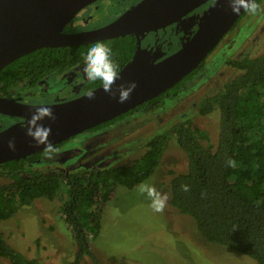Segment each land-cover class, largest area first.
Returning <instances> with one entry per match:
<instances>
[{
  "label": "trees",
  "instance_id": "trees-1",
  "mask_svg": "<svg viewBox=\"0 0 264 264\" xmlns=\"http://www.w3.org/2000/svg\"><path fill=\"white\" fill-rule=\"evenodd\" d=\"M263 1L256 0V3ZM103 43L112 49V54L119 56L122 64L129 61L135 50L132 37L116 39L110 45ZM89 45L39 49L1 70L0 81L14 83L25 74L36 72L41 77L77 66L83 63V54ZM205 61L166 93L178 92L185 81L203 69ZM228 64L242 74L222 90L204 97L198 106L202 116L219 111L217 146L207 131L186 121L154 136L146 144L143 157L128 166L81 169L66 177L35 168L32 164L40 159L39 153L7 162L0 165V180L5 181L0 186V223L12 219L21 207L38 199L54 200L65 188L67 198L62 210L66 223L81 252H87L86 235H98L106 205L114 200L118 186L132 190L148 180L155 173L166 145L175 138L187 154L188 169L170 180V208L191 221L205 242L264 264V52L253 58L231 60ZM92 84L93 89L102 85L99 81ZM161 97L163 94L148 102L153 105L147 108V113L161 109ZM109 125L111 122L91 130ZM0 259L11 264H35L10 246L1 233Z\"/></svg>",
  "mask_w": 264,
  "mask_h": 264
},
{
  "label": "rangeland",
  "instance_id": "rangeland-1",
  "mask_svg": "<svg viewBox=\"0 0 264 264\" xmlns=\"http://www.w3.org/2000/svg\"><path fill=\"white\" fill-rule=\"evenodd\" d=\"M260 5L264 7V1ZM108 6V3H97L92 8L97 10V14L105 11L104 16H108L111 14V11H106ZM210 9L207 6L198 9L174 25L170 29V42L180 36V42H188ZM263 52L264 14L253 16L248 13L208 56L204 70L184 91L186 95L181 105L168 108L172 102L167 100L159 113L132 114L126 120L94 132H85L66 142L62 147L66 158L72 157L75 149L81 152L70 161L71 171L128 166L143 157L147 151L146 144L154 136L186 121L207 131L211 142L217 146L219 111L202 116L193 104L217 93L227 82L242 74L230 67L229 61L257 57ZM67 85L63 81V86ZM84 94L85 91H59L51 96L56 102H65ZM8 123L0 115V132ZM187 169V154L172 138L155 173L144 182L167 195L164 210L154 212L150 199L139 192V187L131 190L118 186L114 200L106 205L98 235H86L87 252H81L82 248L66 223L62 210L63 201L67 198L65 188L54 200L38 199L21 207L12 219L0 223V233L10 246L35 264H256L248 257L205 242L191 221L178 216L170 208V180L173 175L185 173ZM4 183L0 180V186ZM0 264L11 263L0 259Z\"/></svg>",
  "mask_w": 264,
  "mask_h": 264
},
{
  "label": "water",
  "instance_id": "water-1",
  "mask_svg": "<svg viewBox=\"0 0 264 264\" xmlns=\"http://www.w3.org/2000/svg\"><path fill=\"white\" fill-rule=\"evenodd\" d=\"M98 0H0V71L19 58L43 48L83 46L128 35L138 38L134 59L121 71L111 93L103 85L76 99L50 105H26L0 98V114L23 118L0 132V165L27 159L44 151L27 135L28 120L39 107L53 110L55 119L42 123L51 128L56 146L110 122L161 96L199 68L246 13L234 14V0H141L113 22L75 34L64 28L88 5ZM214 1L210 12L192 38L179 50L156 59L143 58L141 42L203 5ZM136 84L129 99L119 102L121 85ZM15 143V149L9 143Z\"/></svg>",
  "mask_w": 264,
  "mask_h": 264
},
{
  "label": "flooded vegetation",
  "instance_id": "flooded-vegetation-1",
  "mask_svg": "<svg viewBox=\"0 0 264 264\" xmlns=\"http://www.w3.org/2000/svg\"><path fill=\"white\" fill-rule=\"evenodd\" d=\"M139 2H141V0H98V1L88 5L83 10H81L75 16V18L69 24H67L65 26L64 33L75 34V33H80L83 31H89L92 29L102 27L106 24L113 22L117 18H119L121 15H123L131 7L138 4ZM97 3H100V4L108 3L109 6L107 7L106 11L107 12L111 11V14L108 16H104L105 11L104 12L101 11L100 14L99 13L97 14V10L95 11L92 8ZM213 4H214V1H210L209 3L203 5L202 7L198 8V9H202L203 7H206V6H207V8L208 7L211 8ZM102 10H104V9H102ZM197 10H195V11H197ZM195 11H193V12H195ZM102 12H103V17H102ZM190 14L184 16L180 21H182L186 17L190 16ZM105 18H107V19H105ZM180 21H178L177 23L168 27L166 30H160L159 32L154 31V32L148 33V35L141 42V49H142L143 58L149 57L150 59H156V58L160 57V55H162V54L168 55V54L174 53L175 51L182 48V46H184L187 42L186 43L180 42L179 39L181 38V36L179 37V39H175L174 41L170 42V35H171L170 29L172 27H174V25H177ZM194 34L195 33H193V35ZM125 37H132L134 39L135 50L133 52L132 57L125 64L119 63V56L117 54H114V53L112 54L113 60L117 64L119 72H121L134 59L135 54L138 51V38L135 35H128ZM125 37H121V38H125ZM117 39H120V38H117ZM115 40L116 39L108 40V41H102V42H106L107 44L110 45ZM87 45H89V44H87ZM74 47H76V46H74ZM203 70L204 69H202L199 73H201ZM81 74L84 75L83 63H79L77 66L68 68L67 70L48 73V74H45L44 76H41V77L38 76L36 74V72H33L31 74H25L23 76H19L14 83H8V82H1L0 81V98H7V99L15 100L19 103H23L26 105H37V106L61 103L60 101L56 102V100H53L55 93H59V91H93L96 88H98V87H96L93 89V87H92L93 82L89 81L85 75L81 76ZM198 74H196L194 77L185 81L183 87L180 90H178V92H168V93L165 92L163 94V97H161V99L159 101L161 108L165 107V102H167V100H171V102H172V104L168 108H173L175 106L181 105L184 102L183 100L185 99L184 97L186 95L184 91H186L188 84H190L191 82H193L196 79V76ZM63 81L68 83L67 87L63 86ZM100 86H102V85H100ZM51 95H53V97ZM56 96H59V95H56ZM43 99H46V101H44ZM67 101H70V100H67ZM147 104H148V102H147ZM143 105H145V106H143ZM143 105H141L143 107L140 106L137 109L127 113L128 115L126 117L120 119V120L116 121V119H117L116 118V119L110 121L111 125H113L117 122L126 120L132 114H137L139 112H146L147 108L152 106L153 104L149 103L148 105H146V103H145ZM193 106L198 107L199 103H194ZM162 110L159 109L157 111V113H159ZM0 115L9 122L8 125L4 128V130L7 129L9 126H12L13 124L25 122V119H23V118H14V117L2 115V114H0ZM122 116H120V117H122ZM87 132H94V131L89 130ZM68 141H66V142H68ZM66 142H64V143H66ZM64 145L65 144H63L59 148H55L56 151L54 152V154L52 155L51 158H48L44 154V151L40 152L39 153L40 159L35 161V163L32 165L35 168H37L39 171H43L46 173H50V172L58 173L61 175L63 174L66 177H70V175L73 172L80 170V169H77V170L71 171L70 161L74 159L73 157H76L81 152H80V150L75 149L74 152L71 153L72 157L66 158L62 152V147ZM116 154H117V156H119L118 153H116ZM118 159H120V158H118ZM92 169L100 170V169H96V168H92Z\"/></svg>",
  "mask_w": 264,
  "mask_h": 264
},
{
  "label": "clouds",
  "instance_id": "clouds-1",
  "mask_svg": "<svg viewBox=\"0 0 264 264\" xmlns=\"http://www.w3.org/2000/svg\"><path fill=\"white\" fill-rule=\"evenodd\" d=\"M241 9L253 16L264 14V7L256 3V0H234L232 5L233 13L239 15ZM83 72L89 81L101 82L103 90L107 93L112 92L113 85L120 79L118 66L113 60L112 49L100 41L91 43L83 54ZM135 88V83H131L127 87L121 85L119 89V102H126ZM88 95L92 97L93 93L89 91ZM46 119H55L53 110L46 106L37 108L31 115V119L28 120L26 131L27 135L37 145L43 146L44 154L48 158H51L56 149L49 140L51 128L46 127L42 123ZM9 148L14 150L15 143L10 142ZM139 192L147 195L151 201L150 207L154 212L159 213L164 210L168 197L166 194L159 192L155 186L147 183L141 184Z\"/></svg>",
  "mask_w": 264,
  "mask_h": 264
}]
</instances>
